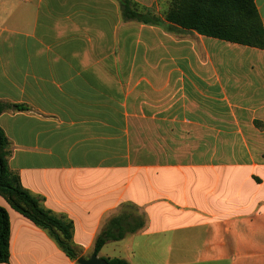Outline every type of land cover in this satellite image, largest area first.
Here are the masks:
<instances>
[{
	"label": "crops",
	"instance_id": "obj_1",
	"mask_svg": "<svg viewBox=\"0 0 264 264\" xmlns=\"http://www.w3.org/2000/svg\"><path fill=\"white\" fill-rule=\"evenodd\" d=\"M0 0L8 165L90 259L264 264V49L169 24L171 0ZM264 26V0L255 1ZM4 264H79L15 211ZM119 235L121 237H119Z\"/></svg>",
	"mask_w": 264,
	"mask_h": 264
},
{
	"label": "trees",
	"instance_id": "obj_2",
	"mask_svg": "<svg viewBox=\"0 0 264 264\" xmlns=\"http://www.w3.org/2000/svg\"><path fill=\"white\" fill-rule=\"evenodd\" d=\"M126 19L151 23L150 15L136 10L132 0H118ZM256 0H171L165 13L166 21L182 29L230 43L264 49V26L257 10ZM9 109L22 110L23 106L0 102V115ZM9 141L0 127V196L25 218L48 231L60 248L72 259L79 257L72 245L73 223L58 217L41 206V200L26 190L18 174L8 165ZM10 218L8 211L0 206V264L10 259ZM103 231L97 238L95 252L98 253L109 238ZM119 237H121L119 235ZM109 264H126L120 259Z\"/></svg>",
	"mask_w": 264,
	"mask_h": 264
},
{
	"label": "water",
	"instance_id": "obj_3",
	"mask_svg": "<svg viewBox=\"0 0 264 264\" xmlns=\"http://www.w3.org/2000/svg\"><path fill=\"white\" fill-rule=\"evenodd\" d=\"M79 264H109L104 259H101L97 256V253H93L90 259L79 258L77 261Z\"/></svg>",
	"mask_w": 264,
	"mask_h": 264
}]
</instances>
